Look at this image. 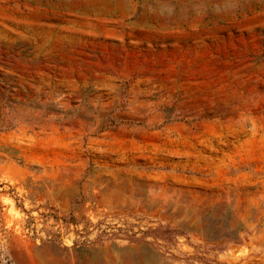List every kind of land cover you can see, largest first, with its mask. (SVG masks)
I'll list each match as a JSON object with an SVG mask.
<instances>
[{
  "label": "rangeland",
  "instance_id": "obj_1",
  "mask_svg": "<svg viewBox=\"0 0 264 264\" xmlns=\"http://www.w3.org/2000/svg\"><path fill=\"white\" fill-rule=\"evenodd\" d=\"M0 264H264V0H0Z\"/></svg>",
  "mask_w": 264,
  "mask_h": 264
}]
</instances>
